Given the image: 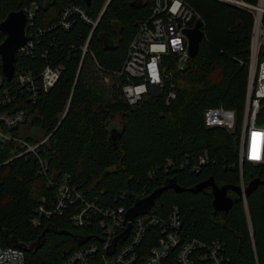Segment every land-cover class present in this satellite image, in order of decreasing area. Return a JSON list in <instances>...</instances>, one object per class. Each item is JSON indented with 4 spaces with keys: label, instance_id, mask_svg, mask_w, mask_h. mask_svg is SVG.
<instances>
[{
    "label": "trees",
    "instance_id": "trees-1",
    "mask_svg": "<svg viewBox=\"0 0 264 264\" xmlns=\"http://www.w3.org/2000/svg\"><path fill=\"white\" fill-rule=\"evenodd\" d=\"M109 1L91 0L88 5L85 0H0V24L9 14L38 6L29 29L36 51L17 57L15 73L40 78L50 60L64 72L51 91L38 93L35 103L16 78L6 81L0 61V85L16 96L5 109L25 110L29 116L24 126L13 129L15 136L32 144L50 136V144L41 148L47 172L36 156L15 158L17 146L0 142V242L23 250L26 264H61L74 250L96 242V225L78 228L71 214L46 219L37 212L42 197L54 195L65 176L87 198L109 206L127 203L129 208L168 179L186 189L211 176L220 185H238L243 177L247 183L264 179V165L245 160L241 173L240 163L254 29L249 12L213 0H186L202 16L204 41L184 71L172 66L177 99L168 102L164 94H150L131 105L123 92L127 78L122 68L137 26L152 15L154 2L113 0L107 6ZM138 1L143 2L140 9L132 6ZM76 5L95 21L101 19L96 31L78 17L70 31L57 27L63 11ZM105 36L117 47L105 50ZM5 38L0 34V46ZM262 106L260 124L264 100ZM221 109L233 113L234 132L207 122L208 111ZM119 116L123 131L116 145L109 120ZM203 157L209 162L195 171V160ZM168 160L171 166H166ZM212 200L210 190L177 194L169 188L154 209L167 218L175 206L181 208L185 235L221 240L231 264H264V185L247 198L249 210L239 200L231 211L216 213Z\"/></svg>",
    "mask_w": 264,
    "mask_h": 264
},
{
    "label": "built area",
    "instance_id": "built-area-1",
    "mask_svg": "<svg viewBox=\"0 0 264 264\" xmlns=\"http://www.w3.org/2000/svg\"><path fill=\"white\" fill-rule=\"evenodd\" d=\"M143 1L154 2L153 13L138 26V33L132 40L128 58L122 68L127 78L123 92L131 105L144 101L150 94L155 97L164 94L168 102L177 99L174 90L176 85L172 81V66L175 65L181 71L186 69L192 58L189 53L190 40L187 31L195 29L198 23H202V16L189 1ZM213 1L249 12L254 22L246 113L242 130L244 136L240 145L242 173L245 160L264 165V147L255 142L253 134L257 128L264 129V124L257 120L264 100V0H258L256 3H250L248 0ZM37 8L35 5L24 12L29 20V29L33 27ZM76 17L92 26L94 31L101 21V19L95 21L80 5H76L63 11L57 27L70 31ZM90 39L91 37L83 49L85 55L89 49ZM35 44L36 41H33L30 34L27 47L22 48L18 56L33 55L37 48ZM47 55L48 52L44 51L43 59H46ZM41 73V77L37 79L30 72L15 73V80L20 86L28 88L30 99L35 103L38 93L41 90L51 91L64 74L63 67L54 64L52 60ZM15 99L13 90L0 85V142L1 144L13 142L17 146L15 158L36 156L41 161L43 171L47 172V160L41 155V148L50 144V136L41 137L35 144L30 143L24 136H15L13 129L24 126L29 120L25 110L5 109ZM208 162L207 157L195 160V171H200ZM172 164V161L168 160L166 166ZM246 183L243 177L240 182L243 190ZM58 185L54 195L42 197V202L37 208L38 214L46 219L57 214L60 216L71 214L70 221L74 226L90 229L96 225L99 229L95 234L96 242L74 250L61 264H231L226 244L221 240L203 241L201 238L185 235L182 229V211L178 206L174 207L167 218H161L155 213L141 214L130 220L127 217L129 213L127 203L109 206L103 205L99 200L89 199L85 192L71 183L68 176H65ZM122 196H125L124 193ZM244 205L249 210L245 197ZM34 223L39 224V219ZM127 231V239L121 242L119 238ZM112 250L113 254L110 253ZM26 261L25 252L19 247H5L0 242V264H26Z\"/></svg>",
    "mask_w": 264,
    "mask_h": 264
},
{
    "label": "water",
    "instance_id": "water-1",
    "mask_svg": "<svg viewBox=\"0 0 264 264\" xmlns=\"http://www.w3.org/2000/svg\"><path fill=\"white\" fill-rule=\"evenodd\" d=\"M88 5H90L91 0H85ZM113 0H110L107 6H110ZM142 1L133 3L132 6L137 9L141 8ZM105 7V9L107 8ZM29 20L23 10L20 12H15L9 14L5 22L0 24V34L7 36L3 44L0 46V61L2 74L6 77V81H11L16 77V65L18 64V53L22 48L27 47L29 42L30 31L28 28ZM138 27V26H137ZM203 24L198 23L197 27L187 31V37L190 40L189 53L192 57L198 55L200 45L204 41ZM103 42L104 48L113 49L117 47V43L109 36H105L101 40ZM121 129L112 128L110 131L111 140L117 145L122 134ZM260 185H264V179L262 177H255L249 183H246L245 189H242L241 184L238 185H228L226 183L220 185L217 183L215 178L212 176L195 187L186 189L185 187H180L177 180L168 179L165 186L159 189H155L154 192L147 198H140L135 202L132 208H129V213L127 215L130 220L140 216L141 214L154 215L155 202L157 199L162 197L163 192L167 191L169 188L174 190L177 194H182V192H191L194 194L201 193L205 190H210L213 195L212 205L214 206L216 213H225L231 211L235 206V203L239 200L244 202V197L247 199L252 196L254 190L256 191ZM132 226L130 227V229ZM129 231V229H128ZM127 233L120 239L121 242L125 241L128 237ZM116 245V243H115ZM113 250L110 252L113 254Z\"/></svg>",
    "mask_w": 264,
    "mask_h": 264
},
{
    "label": "rangeland",
    "instance_id": "rangeland-1",
    "mask_svg": "<svg viewBox=\"0 0 264 264\" xmlns=\"http://www.w3.org/2000/svg\"><path fill=\"white\" fill-rule=\"evenodd\" d=\"M36 4H34L35 6ZM34 6L32 8H34ZM206 120L211 126L216 125H225V128H227L230 132H234L236 130L237 121L234 120V115L232 112L225 111V109H221L218 111H208L206 114ZM110 126L116 129H122L123 128V119L121 116L119 117H111L109 120ZM243 130V126H242ZM254 137H255V131H254ZM242 137L243 132L241 133ZM249 138V135H248Z\"/></svg>",
    "mask_w": 264,
    "mask_h": 264
},
{
    "label": "bare ground",
    "instance_id": "bare-ground-1",
    "mask_svg": "<svg viewBox=\"0 0 264 264\" xmlns=\"http://www.w3.org/2000/svg\"><path fill=\"white\" fill-rule=\"evenodd\" d=\"M256 141L264 147V129L257 128L255 131V142Z\"/></svg>",
    "mask_w": 264,
    "mask_h": 264
}]
</instances>
